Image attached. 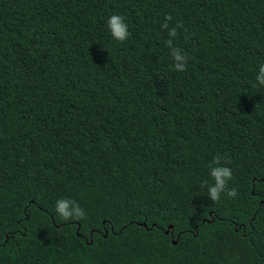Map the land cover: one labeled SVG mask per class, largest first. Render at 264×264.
I'll return each instance as SVG.
<instances>
[{
    "label": "trees",
    "instance_id": "trees-1",
    "mask_svg": "<svg viewBox=\"0 0 264 264\" xmlns=\"http://www.w3.org/2000/svg\"><path fill=\"white\" fill-rule=\"evenodd\" d=\"M261 64L264 0H0V264H264Z\"/></svg>",
    "mask_w": 264,
    "mask_h": 264
},
{
    "label": "clouds",
    "instance_id": "clouds-1",
    "mask_svg": "<svg viewBox=\"0 0 264 264\" xmlns=\"http://www.w3.org/2000/svg\"><path fill=\"white\" fill-rule=\"evenodd\" d=\"M172 19L171 15L165 17V22L162 27L168 29V21ZM179 26H182L179 21H177ZM107 26L112 35V37L123 43L131 35L128 24L125 22V18L120 14H113L107 19ZM170 37H175L177 35V28L173 27L169 29L168 32ZM167 46L171 50V56L175 61L174 68L177 71H185L187 68V56L182 53V51L173 46L171 39L167 41ZM256 82L264 86V64L259 66V71L256 75ZM221 157L217 156L213 163L216 166H210L209 175L211 176L214 183L208 185V196L211 201L219 202L221 199V194L226 193L229 197H235L238 192L235 188H228V182L233 178V172L230 167L221 165ZM228 163L225 160V165ZM207 184V182H204ZM55 211L57 214L65 221L72 219H84L85 210L80 207L78 203L73 200L61 198L56 201Z\"/></svg>",
    "mask_w": 264,
    "mask_h": 264
},
{
    "label": "water",
    "instance_id": "water-1",
    "mask_svg": "<svg viewBox=\"0 0 264 264\" xmlns=\"http://www.w3.org/2000/svg\"><path fill=\"white\" fill-rule=\"evenodd\" d=\"M170 230H172L171 229V226H168V230H166L165 232L168 233ZM172 242L175 244L176 243V240H173Z\"/></svg>",
    "mask_w": 264,
    "mask_h": 264
}]
</instances>
